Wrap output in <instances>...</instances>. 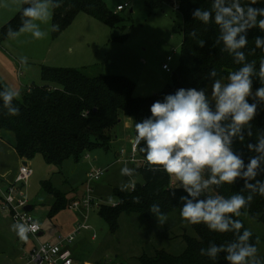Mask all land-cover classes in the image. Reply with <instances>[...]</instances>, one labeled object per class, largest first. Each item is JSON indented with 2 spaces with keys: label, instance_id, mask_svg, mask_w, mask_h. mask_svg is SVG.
<instances>
[{
  "label": "rangeland",
  "instance_id": "obj_1",
  "mask_svg": "<svg viewBox=\"0 0 264 264\" xmlns=\"http://www.w3.org/2000/svg\"><path fill=\"white\" fill-rule=\"evenodd\" d=\"M104 1L113 11L117 5L129 2V6L120 13L126 19L131 15L132 19L121 23L115 32L119 36L130 34L126 41L113 40L111 28L86 13H80L72 25L57 36L50 30L52 19L37 22L40 29L48 33L45 38L34 39L30 33H21L15 39L0 41V80L5 87L21 95L23 88L29 84L42 85L41 65H50L80 68L90 75L124 74L136 82L134 95L137 97L161 92L172 82V73L180 62L182 14L168 2L164 3L163 8L151 13L146 0ZM19 10L20 0H1L0 27ZM169 56L173 59L169 61L172 72L163 69ZM21 57H27V67L21 64ZM94 64L99 66L85 68ZM212 84L208 86L210 95ZM134 125L132 117L121 114V121L114 129L116 137L109 149L96 148L79 161L70 157L64 161L60 172L41 154L29 160L33 172L28 180L17 184L20 190L16 195L20 196L23 191L28 205L34 207L30 212L42 225L44 234L38 238L29 235L27 241H21L11 229L15 223L11 215L0 210V264H34L29 263V253L34 247L40 243H54L51 239L72 233L75 225L83 224L86 220L92 229L82 231L72 246L82 264L87 261L93 264H138V257L144 252L152 253L154 245L175 254L183 251L181 239L168 240L171 232L179 235L184 233L185 228L188 233L195 234L181 218L179 211L167 217L163 224L158 219L150 222L141 215L122 214L116 233L111 231L99 213L103 204L116 202L115 188L122 189L126 185L124 189L128 190L142 181V175L135 165L125 160L131 154L130 142L136 136ZM8 134L13 135L11 132ZM122 150L125 153L118 156ZM18 158L17 151L9 149L0 140V169L8 173V178L20 169ZM125 165L136 169V174L132 177L122 176L121 168ZM96 169H103L105 173L100 179L91 180L89 176ZM172 180L177 186L174 177ZM47 181H51L53 187L61 191V196L68 201L67 207L83 197L89 186L93 190L92 196L101 205L90 211L85 207L77 210L68 207L50 217L48 213L54 196L44 187ZM241 217L251 231L264 237L263 222L250 217L248 213ZM94 234L95 239L92 238ZM263 253L264 241L258 250L259 256Z\"/></svg>",
  "mask_w": 264,
  "mask_h": 264
},
{
  "label": "trees",
  "instance_id": "obj_2",
  "mask_svg": "<svg viewBox=\"0 0 264 264\" xmlns=\"http://www.w3.org/2000/svg\"><path fill=\"white\" fill-rule=\"evenodd\" d=\"M53 2H59L61 5L52 9V24L59 25V31L54 32L55 36L72 25L80 13H86L110 27L113 40L124 42L130 37V34L119 36L115 32L121 23L132 19V16L126 19L120 12L111 10L104 0H53ZM165 2L175 6L182 14L183 40L180 62L172 73V82L161 92L137 97L134 95L136 82L124 74L90 75L80 68L41 65L43 84H29L23 88L20 97L13 101V104L20 109L19 115L9 116L7 110L3 108V100L0 99V139L10 138L9 142L18 155L27 160L38 154L43 155L45 160L56 166L57 171L60 172L64 161L70 157L79 161L96 148L109 149L116 137L114 129L121 121V114L130 116L134 122H138L151 115L150 106L154 101L163 100L164 95L173 94L182 87L198 90L203 88L210 96L208 86L214 82L209 76L212 69L216 70L219 78L226 77L228 72L240 67L234 63L228 53L220 51L219 47H212L217 34L215 26H205L192 17L194 9L210 8L212 0H146L151 13L163 8ZM258 4L264 6V0H258ZM19 12L20 10L0 27V41L8 38L6 33L9 27L18 30L21 26ZM194 30L197 32L196 38L189 35ZM257 35L264 36V33L258 29L248 33L249 48L254 47L252 39ZM198 39L205 40L203 48L197 44ZM261 58H264V52L259 49L255 55L248 57L249 61L257 62V67ZM96 66L99 64L85 68ZM259 87H261L259 79L253 78V90ZM5 88L0 80V92ZM249 102H252L251 99ZM251 123L253 136H246L244 143L237 141L233 145L238 153H243L245 163L248 162L249 156L253 155L247 150L246 144L255 143L256 134L264 131V106H261L258 115ZM9 132L13 135L8 134ZM141 147L143 142L139 144L137 155L145 160L144 153L139 150ZM133 164L141 173L142 181L135 183L133 188L128 190L115 188L116 205L103 204L99 209L100 215L113 233L119 229V219L122 214L141 215L148 221L154 222L157 218L149 211L151 205L159 204L161 212L169 217L175 212H180L182 206L180 197L187 195L182 188H175L172 177L162 171H149L147 162ZM257 179H264V173ZM243 183L242 180H237L233 185H225L217 189L216 193L228 197L240 192ZM44 187L54 196L50 217L69 207V205L67 207V199L61 196V191L55 189L51 181L45 182ZM135 197H139L140 203L133 202ZM243 211L264 223V197L256 195L251 206ZM239 219L244 227L249 229L244 219L242 217ZM189 225L195 234L188 233L186 228L182 234L173 232L172 235L170 234L172 239L179 238L184 244L181 253L175 254L164 247L154 245L152 253L144 252L138 257V264H228L223 259L226 253H220L217 261H212L206 256H201L200 249L207 248L210 243L220 245L229 242L233 239V234L210 231L204 224ZM251 232L253 233L251 242L256 243L258 239L256 246L259 250L264 237ZM260 259L264 261V253Z\"/></svg>",
  "mask_w": 264,
  "mask_h": 264
},
{
  "label": "clouds",
  "instance_id": "obj_3",
  "mask_svg": "<svg viewBox=\"0 0 264 264\" xmlns=\"http://www.w3.org/2000/svg\"><path fill=\"white\" fill-rule=\"evenodd\" d=\"M60 6L53 0H20L21 26L18 30L9 27L7 37L15 39L21 33H30L34 39L45 38L48 33L37 22L50 21L51 9ZM192 17L205 26H215L217 34L212 47L228 53L240 67L219 78L212 69L209 76L214 82L210 96L203 88L182 87L164 95L163 100L154 101L150 106L151 115L135 122V143L143 142L139 150L144 153L149 171H162L174 177L175 188H182L187 194L180 197V216L184 221L204 224L213 232L233 234L229 242L210 243L207 248H201V256L217 261L220 253H226L223 259L228 264H264L256 246L258 239L256 243L251 242L253 233L239 219L256 195L264 197V179H257L264 173V131L256 134L255 143L246 144L247 150L253 153L247 163L243 153L233 147L237 141L244 143L246 136H253L251 122L264 106V58L258 67L255 60L248 59L257 49L264 52V36H255L251 48L248 38L254 29L264 33V6H259L258 0H212L210 8H196ZM50 30L59 31V25L52 24ZM189 35L196 38L197 32L194 30ZM197 44L203 48L205 40L198 39ZM20 62L28 66L27 57H21ZM253 78H258L261 84L255 92ZM19 95L10 87L0 92L9 116L19 115V107L13 104ZM135 174L134 168L126 165L121 168L122 176ZM237 180L244 182L240 192L228 197L216 193L217 189L233 185ZM133 202L140 203L139 197ZM149 211L161 224L166 221L159 204L151 205ZM38 228L37 221L11 225L21 241H27L28 234Z\"/></svg>",
  "mask_w": 264,
  "mask_h": 264
},
{
  "label": "built area",
  "instance_id": "obj_4",
  "mask_svg": "<svg viewBox=\"0 0 264 264\" xmlns=\"http://www.w3.org/2000/svg\"><path fill=\"white\" fill-rule=\"evenodd\" d=\"M129 6V2L121 3L117 5L115 12H120L125 10ZM172 60V56H169L167 59V63L163 65V69L168 72H172V68L169 65V61ZM138 147L135 143V138L131 140V154L126 161L136 163V164H145V160L138 157ZM125 151L122 150L120 155L124 154ZM27 160V159H26ZM32 169L29 163H23L20 166L19 172L16 176L15 182L12 183L5 191H0V210H3L11 215L13 221L22 222L26 221L27 223H31L32 221H37L33 214L26 209L28 205V200L25 198L23 191L21 190L20 196L16 195V192L20 190L17 184L23 183L32 174ZM105 173L103 169H96L94 172L90 174L91 180L100 179ZM173 184V183H172ZM134 186V185H133ZM132 186V188H133ZM92 188L89 186L86 189V192L83 194L78 200L73 201L69 208L73 210H77L80 207H85L88 211L100 207V203L92 196ZM113 205H116L114 203ZM87 221V220H86ZM83 224L75 225L72 233H69L66 236H60L58 242L54 243H40L37 247L32 249L29 253V263L34 264H82L74 257L73 251L70 247L77 236L82 233L84 230L92 229L91 225L87 224V222ZM38 222V221H37ZM39 223V222H38ZM42 232V225L39 223V228L35 232H30L28 235H31L35 238H38L39 234ZM96 237V234L93 235ZM87 264V263H84ZM93 264V263H90ZM102 264V263H97ZM120 264V263H118Z\"/></svg>",
  "mask_w": 264,
  "mask_h": 264
},
{
  "label": "crops",
  "instance_id": "obj_5",
  "mask_svg": "<svg viewBox=\"0 0 264 264\" xmlns=\"http://www.w3.org/2000/svg\"><path fill=\"white\" fill-rule=\"evenodd\" d=\"M0 3H1V0H0ZM131 11H133V9L131 10ZM173 60V59H172ZM10 139V138H9ZM9 139H8V137H3V138H1L0 140L2 141V143H4L9 149H13L14 151H15V149H14V147H13V145L9 142ZM131 143V142H130ZM3 150L4 151H8L6 148H3ZM131 151V150H130ZM118 156H120V153L118 154ZM18 159H19V162L21 163V164H23L24 163V161H26L27 163H29L30 164V162H29V159L28 160H26V158H22V157H20L19 155H18ZM19 163V164H20ZM25 164V163H24ZM19 170V168L16 170V171H14V173H13V176L12 177H9L8 178V173L7 172H5V171H3V170H1L0 169V191H5L9 186H10V184H12V182H14V180L16 179V175L18 174V171ZM172 183H173V185H175L174 183V181H172ZM176 186V185H175ZM132 188V187H131ZM68 189H70L71 190V188L70 187H68ZM73 189V188H72ZM85 193V192H84ZM83 195V194H82ZM81 195V196H82ZM54 203V202H53ZM53 203H52V205H53ZM51 205V206H52ZM33 207V206H32ZM34 208V207H33ZM50 212V211H49ZM49 214V213H48ZM89 230H91V229H88V231ZM84 231H86V230H84ZM44 234V232H43V228H42V232L39 234V236L38 237H40V236H42ZM172 235V234H171ZM59 237L60 236H58V237H56V238H54V239H51L52 241H56V242H58V240H59ZM92 238L93 239H95L93 236H92ZM77 239V238H76ZM170 239H172L171 238V236L169 235L168 236V240H170ZM39 240V239H38ZM76 241V240H75ZM75 241L72 243V244H70V247H71V249H72V251H73V254H74V257L76 258V260H78L79 262H81L82 263V261H81V259H78V257L76 256V253H75V251H74V249H73V244L75 243ZM55 242V243H56ZM35 248V247H34ZM33 248V249H34ZM85 263H87V264H90L91 262H89V261H87V262H85Z\"/></svg>",
  "mask_w": 264,
  "mask_h": 264
},
{
  "label": "water",
  "instance_id": "obj_6",
  "mask_svg": "<svg viewBox=\"0 0 264 264\" xmlns=\"http://www.w3.org/2000/svg\"><path fill=\"white\" fill-rule=\"evenodd\" d=\"M24 163H27V162L24 161ZM26 209L30 211V210H32V206H31V205H27V206H26Z\"/></svg>",
  "mask_w": 264,
  "mask_h": 264
}]
</instances>
